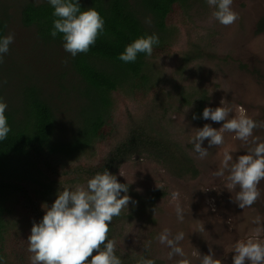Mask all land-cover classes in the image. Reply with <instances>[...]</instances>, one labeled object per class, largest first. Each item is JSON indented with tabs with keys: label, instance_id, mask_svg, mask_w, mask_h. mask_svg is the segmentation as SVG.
Segmentation results:
<instances>
[{
	"label": "trees",
	"instance_id": "obj_1",
	"mask_svg": "<svg viewBox=\"0 0 264 264\" xmlns=\"http://www.w3.org/2000/svg\"><path fill=\"white\" fill-rule=\"evenodd\" d=\"M77 2L81 11L94 8L100 13L104 31L87 54L79 53L75 57L70 54L66 61L77 83L75 99L78 103L67 138L58 134L54 109L40 85L24 77L13 94L9 89L11 77L5 79L9 69L3 70L0 62V99L7 104L5 115L11 128L7 139L0 141V257L3 258L0 264H14V257L10 258L5 247L8 238L13 237L12 217L19 216V211H26L39 223L46 206H51L57 198L59 190L56 183L49 180L50 175H73L70 184L87 185L90 178L105 169L115 175L117 169L132 158H145L176 180H194L198 176L192 159L170 139L167 130L182 129L176 123L175 115L186 114L189 119L195 114L196 122L202 121L206 92L199 86H182L180 83L198 73L202 48L210 42L204 39L201 45L200 41L190 39L192 27H195L191 10L197 8L212 14L215 9L206 0ZM174 10L179 11L183 22L189 26L181 52L173 51L174 42L180 39L170 22ZM53 12L48 0L39 4L26 3L21 7L20 23L23 27L33 28L43 44L64 43L62 34L58 33L55 38L50 35L53 20L57 19ZM146 15H149L150 26H147V19L142 20ZM8 23L7 17L0 18V37L6 36ZM151 28L159 37L152 55L140 53L135 62L120 61L118 57L126 46L137 38L152 35ZM256 33H264V18L257 22ZM169 50L172 57H176L175 65L172 70H165L156 61ZM121 97L134 100L143 111L140 120L130 117L127 129L119 127ZM105 142L110 147L105 155L102 152L99 156L96 147ZM80 158L89 162L96 159L99 164L91 166V170L76 166L73 172L63 171L66 165L76 163ZM127 194L136 203L130 202L128 209L113 218L108 235L116 241L115 254L122 264H138L142 257L120 249L117 239L131 221L149 219L146 208L164 194L145 199L130 187ZM24 255H27L25 247Z\"/></svg>",
	"mask_w": 264,
	"mask_h": 264
},
{
	"label": "rangeland",
	"instance_id": "obj_2",
	"mask_svg": "<svg viewBox=\"0 0 264 264\" xmlns=\"http://www.w3.org/2000/svg\"><path fill=\"white\" fill-rule=\"evenodd\" d=\"M43 1L0 0V18L7 17L9 20L6 35L14 34V42L9 46V52L3 56L2 66L3 70L9 69L5 79L7 81L11 77L13 80L9 83L13 94L16 93L14 88L24 77L40 85L54 109L58 134L67 138L78 107L75 99L77 83L66 63L70 53L64 50L63 43L43 44L33 28L23 27L20 23L23 5ZM232 8L239 14V19L230 26L220 24L212 14L192 8L191 16L195 27H192L190 34L193 37L190 39L200 41L201 45L204 39H209L210 42L202 48L198 73L186 77L180 85L203 88L207 96L205 107L229 108V118H233L238 115V108L242 106L250 118L257 124L264 125V33H256L257 22L264 18V0H233ZM173 16L170 22L180 37L174 42L173 51L181 52L189 26L183 22L179 11L174 10ZM148 17L149 15L142 16V20L147 19V26H150ZM151 31L156 34L155 29L151 28ZM161 55L156 62L161 63L165 70H172L176 59L175 56L172 57V51H164ZM118 106L121 129H127L130 117L135 121L142 118V108L134 100L121 97ZM174 119L182 129H168L170 139L186 151L198 176L194 180H176L145 158H132L121 165L115 176L119 182L128 184L135 194L145 199L151 195H164L146 208L149 219L137 218L127 224L126 230L117 239V245L127 253L162 264H178L183 258H187L190 264H201V256L209 254L211 248L215 259H220L222 264H232V257L235 255L233 249L237 242L253 239L264 243V180L258 186L260 198L251 207L241 209L234 202L235 192H230L226 187L229 173L225 171L222 177H217L214 173L220 169L225 152H229L235 160L255 147L253 138H259L257 142H264V127L254 129L248 142L235 139L234 133L230 132L224 133V143L220 146L209 147L208 140L205 139L202 147L208 150V156L201 159L191 143L196 129L205 124L219 129L223 122L203 118L201 122H196V119H188L186 114L175 115ZM109 147L110 144L105 142L103 146L96 147V153L101 156L103 152L105 155ZM85 159L80 158L76 163L66 165L63 171L73 172V167L76 166L91 170V166L99 164L96 159L90 162ZM72 176L59 173L50 175L49 180L56 183L59 192L64 188L75 190L77 186L86 187L84 184H70ZM238 190L237 188L236 191ZM174 191L179 192L176 201L171 195ZM177 203L183 209L182 222L177 220ZM50 207L49 205L48 208ZM18 215L12 217L13 237L8 238L5 247L10 258L14 257V264H31L32 254L27 250V239L31 234L32 224L38 223V220L26 211H19ZM256 217L260 218L261 224L253 223ZM165 228L170 229L173 236L179 232L185 233V238L178 245L183 249L185 257L168 258L170 249L158 240Z\"/></svg>",
	"mask_w": 264,
	"mask_h": 264
},
{
	"label": "clouds",
	"instance_id": "obj_3",
	"mask_svg": "<svg viewBox=\"0 0 264 264\" xmlns=\"http://www.w3.org/2000/svg\"><path fill=\"white\" fill-rule=\"evenodd\" d=\"M54 8L53 29L50 35L55 38L62 34L63 48L75 57L79 53L87 54L95 44L97 37L104 31V19L94 8L81 11L77 0H48ZM214 8L212 17L224 26H230L239 19V14L232 8L233 0H206ZM14 42V34L9 33L0 37V62L9 52V46ZM159 44L156 34L137 38L126 46L118 59L124 63H132L138 54L152 55L154 46ZM6 102L0 99V141L6 140L11 128L5 115ZM231 109L220 106L205 107L202 118L213 122H223L219 129L205 124L196 129L191 143L194 151L203 159L208 156V150L202 147L205 139L209 147L220 146L224 143V133H234V138L248 142L253 136V130L264 125L257 124L247 115L246 109L238 108V115L229 118ZM193 119H197L195 114ZM248 154L239 155L235 160L229 152L223 154L221 167L214 173L222 177L227 171V189L235 192L234 202L241 209L251 207L261 195L259 184L264 180V142H257ZM239 189L236 191V189ZM124 193V195H121ZM128 193V184L120 183L117 177L105 169L95 174L85 186H77L75 190L64 188L59 192L51 207L46 206L45 214L39 223H33L28 241V252L31 264H122V260L115 254L116 241L109 239V232L114 217L121 215L128 209L129 203L135 204ZM174 201L179 192L172 194ZM45 208V207H44ZM178 221H183V209L179 203L175 206ZM253 223L261 224L259 217ZM203 230V229H202ZM185 238L184 232L172 235L170 229L165 228L158 236L161 244L170 251L168 258L173 256L185 257L183 249L178 246ZM150 243V242H149ZM232 264H264V243L248 239L237 242L234 246ZM95 253V254H93ZM90 258V259H89ZM3 258L0 257V262ZM138 264H155L152 259L138 261ZM178 264H190L187 258ZM201 264H222L220 259L214 258L212 249L209 254L201 256Z\"/></svg>",
	"mask_w": 264,
	"mask_h": 264
}]
</instances>
